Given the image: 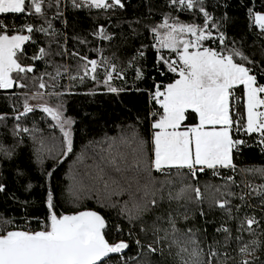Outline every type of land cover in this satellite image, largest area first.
Wrapping results in <instances>:
<instances>
[{"label": "snow or ice", "instance_id": "snow-or-ice-1", "mask_svg": "<svg viewBox=\"0 0 264 264\" xmlns=\"http://www.w3.org/2000/svg\"><path fill=\"white\" fill-rule=\"evenodd\" d=\"M68 4L74 9L104 11L125 7L123 0H0V17L23 14L29 18L23 25L12 27L0 18V90H21L12 93L22 107L20 110L13 106L14 115L10 118L16 123L12 134L20 137L21 133L38 131L22 126L21 121L39 108L55 122L51 127L59 129L61 139L57 146L56 138L50 136V147L44 139H39L37 159L42 163L44 158H50L56 165L62 164L74 152L71 129L75 122L64 116L62 102L50 106L47 101L35 105L29 101L42 100L46 96L58 100L64 93L56 89L62 87L60 81L65 77L81 83L91 79L105 86L110 93L125 91L113 85L115 79H125L124 68L107 57L91 59L79 51H68L67 37H63L53 24L54 20L63 17ZM169 4L174 10L198 9L204 22L202 25L185 23L165 16L162 24L150 29L155 39L152 47L156 49L157 64L177 78L166 84L154 81L148 90L150 102L157 106L149 114L150 140H145L136 126H131L121 135L119 144L113 139L107 148H101L97 153L99 162L94 166L93 179L103 182L106 193L101 206L118 209V215L126 216L131 223L140 220L146 210L159 208L166 201L169 208L153 221L154 240L146 247L150 253L162 254L163 248L157 246L166 244L176 264H264V259L256 256L258 249H264V240H245V234L255 237L257 229H264V224L255 215H236L242 205L233 203L239 200L243 206L252 208L251 199L258 198L255 206L264 211V183L255 185L242 181L237 184L234 176L221 175V169L236 171L233 154L246 143L235 138V132L257 134L260 145L264 146V83H260L253 67L249 66L254 61L228 45L227 37L219 32L204 8L203 0H169ZM248 15L264 34V12L249 8ZM212 29H217L218 35H214ZM37 34L47 38V46L37 43ZM94 35L101 40L111 39L102 25ZM209 41H218V46H208ZM79 42L86 43L83 39ZM29 43L36 45V51L30 57L25 52V45ZM139 56L142 58L144 52L140 51ZM57 57L61 60L75 58L74 64L58 62ZM37 62H42L43 71ZM131 66L132 61H129ZM159 74L164 76L165 71L159 70ZM260 75L264 77V71ZM135 76L137 80L144 79L139 68H135ZM237 89H242L243 93L242 113L237 109L241 99L236 96ZM190 117L196 122L189 124ZM6 119H9L6 114L0 115V122ZM34 139L38 138L34 136ZM120 146L128 151H121ZM15 148L16 145L0 142V157L11 159ZM208 170L224 183L201 186L199 177ZM54 171L55 167L47 171L46 176L51 178ZM242 171L264 177V167ZM153 172L164 179L158 180ZM129 173L131 175H127ZM122 180L128 182L129 189L133 183L136 185L131 207L127 202L123 207L111 202L112 195L125 190L121 187ZM234 186L240 188V192L233 190ZM31 187L29 184L28 190ZM5 190V185L0 183V192ZM173 203L176 204L174 209ZM205 204L209 210H220L225 217L210 239L206 228L178 226L179 219L186 223L194 219L189 215L193 206L200 217H206ZM46 207L48 215L39 230H8L4 226L13 221L0 219V264H109L113 254H121L130 247L127 240L113 242L108 238L110 228L118 235H123V229L119 224L110 226L105 216L97 211L58 213L50 187L46 193ZM134 243L143 247L139 239ZM231 251L241 258L231 255ZM120 264H128V261L121 258Z\"/></svg>", "mask_w": 264, "mask_h": 264}, {"label": "trees", "instance_id": "trees-1", "mask_svg": "<svg viewBox=\"0 0 264 264\" xmlns=\"http://www.w3.org/2000/svg\"><path fill=\"white\" fill-rule=\"evenodd\" d=\"M123 3L125 4L123 9L116 8L109 11L74 9L68 4L64 8L63 17L53 21L55 28L63 34V37H67L69 52L76 50L81 55L98 60L107 57L112 63L125 69V79L113 81L115 87L123 88L125 91L110 93L105 86L91 79L81 83L79 80L71 81L65 77L60 81L62 87L56 89L64 94L58 100L47 96L44 98L50 106L62 102L64 116L70 117L75 122L71 129L74 152L62 164L56 165L50 158H44L41 163L36 155V149L40 148L39 139H44L50 147L52 144L48 138L54 136L55 144L59 146L61 139L59 129L51 127L55 122L37 108L23 118L21 123L24 127L38 131L21 133L20 137L13 136V127L16 122L10 118L14 115L12 109L14 105L20 110L22 107L18 97L12 93H19L21 90H0V115L6 114L9 117L0 122V142L7 146L16 145L11 159L0 157V183H3L6 188L4 192H0V219L13 221V224L4 226L8 230L23 229L25 225L29 226V230H39L41 222L46 221L48 215L46 193L50 187L54 192L58 213L71 214L77 211L94 210L105 216L110 226L119 224L122 227L123 235H118L110 228L108 238L113 242L116 239L127 240L130 247L125 254L113 256L109 264H120L121 258L127 260L128 264H176L175 258L169 255L166 244L157 246L163 248L162 254L150 253L146 247L154 240L151 231L152 223L157 216L167 212L168 203L165 201L159 208L146 210L140 220L130 223L126 216L118 215V209L101 206L106 193L103 182L93 179L94 166L99 162L97 153L101 151V148H107L108 143L113 139L119 144V138L131 126H136L140 135L145 140H150L149 114L157 106L148 101L147 92L152 88L154 81L166 84L177 78L175 74L167 72L162 65L157 64L156 49L152 47L155 39L150 29L162 24L165 16H172L185 23L194 22L201 25L204 22V16L198 9L180 11L177 8L174 10L169 0H123ZM203 6L217 25L219 32H223L227 37L228 45L241 50L254 61V64L249 66L253 67V72L260 83H264V77L260 75L264 71V34H261L260 30L253 25L248 15L249 8L264 12V0H203ZM0 18H3L9 27L23 25L29 19L23 14H9ZM101 25L111 36L110 40H101L94 35ZM212 31L214 35H218L217 29ZM81 39L86 43L81 44L79 42ZM63 42L61 39V43ZM37 43L40 46H47V38L37 34ZM208 46L216 48L218 41H209ZM55 47L53 45V48ZM94 49L101 51L97 52ZM35 51L36 45L30 43L25 45L27 56H32ZM140 51L144 52L142 58L139 56ZM164 51L167 54V50ZM56 59L58 62L69 64H74L75 60V58L61 60L59 57ZM129 61H132L131 67H129ZM37 63L43 71L42 62ZM135 68L143 71L144 79H136ZM159 70H164L165 75L161 76ZM236 96L241 98L237 109L242 113V89L236 90ZM193 122H196L195 118L190 117L188 123ZM34 136L38 139H34ZM234 137L246 143L240 145L239 151L233 154L236 171L221 169V175L234 176L237 184H241L242 181H249L255 185L264 183V177L253 176L251 173L242 171L264 167V146L260 145L259 136L246 135L241 131L235 132ZM17 141H19L18 144ZM120 150L128 151L124 146H120ZM44 156L47 157L46 152ZM53 167L55 171L52 177L48 178L46 172L51 171ZM153 176L158 180L164 179L159 173L153 172ZM199 183L201 186L222 185L224 181L220 177L213 176L211 170H208L206 174L199 177ZM29 184L32 185L30 190H28ZM121 187L125 190L118 195H112L111 202L118 203L120 207L127 202L131 207L132 193L135 192L136 185L133 183L129 189L128 182L122 180ZM233 190L240 192L241 189L234 186ZM137 195L140 194L137 193ZM257 199H251L250 202L254 205L252 208L243 206V202L239 200H234V204L242 205L241 211L236 215H255L264 224V211L255 206ZM171 207L176 208V204L173 203ZM203 208L208 213L206 217H200L198 209L193 206L189 215L194 216V219L187 223L179 219L178 226L206 228L210 239L215 235V228L225 217L218 209L209 210L207 204L203 205ZM231 223L235 227V223ZM162 226L166 227V225ZM141 227L149 230L140 231ZM129 232L132 233L131 236L128 235ZM254 238L264 240V229L258 228L255 237L245 234L246 241ZM137 239L141 241L143 247L134 243ZM231 255L236 256L237 259L241 258L235 251H231ZM256 256L264 259V249H258Z\"/></svg>", "mask_w": 264, "mask_h": 264}, {"label": "rangeland", "instance_id": "rangeland-1", "mask_svg": "<svg viewBox=\"0 0 264 264\" xmlns=\"http://www.w3.org/2000/svg\"><path fill=\"white\" fill-rule=\"evenodd\" d=\"M2 91H7V90H2ZM46 101L44 100V99H37V100H30L29 101V103H31V104H43V103H45ZM39 109V108H38Z\"/></svg>", "mask_w": 264, "mask_h": 264}, {"label": "built area", "instance_id": "built-area-1", "mask_svg": "<svg viewBox=\"0 0 264 264\" xmlns=\"http://www.w3.org/2000/svg\"><path fill=\"white\" fill-rule=\"evenodd\" d=\"M147 93H148V92H147ZM147 96H148V94H147ZM148 101L150 102V98H149V96H148ZM25 228H26V229H29V226H28V225H25L23 229H25Z\"/></svg>", "mask_w": 264, "mask_h": 264}, {"label": "water", "instance_id": "water-1", "mask_svg": "<svg viewBox=\"0 0 264 264\" xmlns=\"http://www.w3.org/2000/svg\"><path fill=\"white\" fill-rule=\"evenodd\" d=\"M127 250H128V249L124 250V252L121 253V255L125 254V253L127 252ZM115 255H119V254H113V256H115Z\"/></svg>", "mask_w": 264, "mask_h": 264}]
</instances>
